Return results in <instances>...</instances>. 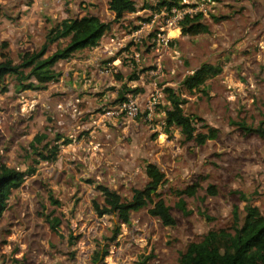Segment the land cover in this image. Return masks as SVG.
Masks as SVG:
<instances>
[{"label": "rangeland", "instance_id": "1", "mask_svg": "<svg viewBox=\"0 0 264 264\" xmlns=\"http://www.w3.org/2000/svg\"><path fill=\"white\" fill-rule=\"evenodd\" d=\"M134 1L137 7L157 3ZM44 3H50L51 15ZM180 3L198 8L209 33H171L175 39L169 49L156 54L150 46L153 29L145 25L162 10L147 9L114 22L108 0H0V53H8L15 64L23 53L39 51L47 32L58 24L53 15L59 12L69 18L85 10L98 15L111 25L107 37L123 45L114 50L108 42L112 54L100 58L81 51L58 62L54 69L61 77L44 90L19 92L14 77H6L8 91L0 93V163L26 175L0 218V264H93L92 256L103 251L107 255L101 264H139L143 257H150L149 264H178L189 244L202 242L212 231H230L234 209L241 220L246 205L264 214V139L238 126L264 129V0ZM58 4L67 5V12ZM141 28L143 33L130 40ZM66 44L55 43L45 57ZM90 57L99 59L80 67L79 61ZM116 57L121 63L114 67ZM202 64L222 71L198 91L185 92L183 80ZM164 88L180 92L184 113L197 118V132L208 126L217 138L197 146L185 142L179 129L167 132L164 93L151 112L146 104ZM129 99L138 109L133 118L118 109ZM37 134H46L52 145L61 137L56 160L34 163L29 143ZM147 164L165 175L158 193L175 225L164 226L149 214V206L132 213L130 224L119 225L114 238L116 218L94 211V202L103 205L97 187L130 201L133 191L147 183ZM30 168L35 172L28 173ZM195 184V197H183L190 212L184 215L176 208L177 193ZM210 186L216 195L208 192ZM45 216L59 219L57 233Z\"/></svg>", "mask_w": 264, "mask_h": 264}, {"label": "trees", "instance_id": "2", "mask_svg": "<svg viewBox=\"0 0 264 264\" xmlns=\"http://www.w3.org/2000/svg\"><path fill=\"white\" fill-rule=\"evenodd\" d=\"M108 10L114 15V22L121 21L126 15L135 14L137 6L134 0H108ZM180 0H157L155 6L147 5L150 11H171L181 8ZM204 15L197 13L187 15L180 23L181 35L187 37L208 34L209 28L202 23ZM147 20L146 22H149ZM144 22V23H146ZM110 23L102 22L94 15H86L82 18H69L51 28L45 38L44 44L37 52H25L20 57V62L15 64L8 53H0V93L8 91L5 85L6 77H14L19 92L27 90H44L50 83L57 82L61 73L55 71L54 66L60 61L71 59L75 53L99 45L101 38L110 30ZM61 40H67V44L57 49L52 55L45 57L49 48ZM6 48L7 44L2 43ZM222 71V67L211 64H202L191 76L182 82L185 92L193 93L204 87L206 82L214 78ZM132 93L135 91H131ZM167 106L164 108L165 130L179 129V133L185 142H194L197 146L204 145L207 141L217 138V131L204 126L206 132H197L194 124L197 118L189 117L184 113L183 106L186 101L181 98L180 92L172 88L163 90ZM120 100H124L121 98ZM124 102V101H123ZM246 133H255L264 139V129L261 127L252 129L244 125H238ZM60 136L52 141L46 134H37L29 143L31 154L37 159L34 163L52 162L56 160ZM66 141L63 145H67ZM30 168L28 173H34ZM24 173L8 168L0 163V218L7 208V203L12 190H16L24 183ZM147 183L142 190H134L130 201H124L118 194L106 187L98 186L103 197V205L93 203L95 213L99 216H115L118 226L113 230V237L119 233V225H129L131 214L149 206V214L158 219L164 226H174L175 220L170 208L158 193L159 188L165 182V175L154 164L145 166ZM199 185H191L177 193L179 197L176 208L184 215L190 212L185 207V197H195ZM208 192L216 195L213 187ZM49 200L57 206L58 201L49 192ZM233 227L230 231L219 230L209 232L200 243H191L184 253L180 255L178 264H264V214L258 208L246 205L244 218L241 220L237 209L233 211ZM51 230L57 233L60 221L57 217L45 216ZM107 255V251L95 253L91 260L93 264H101ZM150 257H143L139 264H149Z\"/></svg>", "mask_w": 264, "mask_h": 264}, {"label": "built area", "instance_id": "3", "mask_svg": "<svg viewBox=\"0 0 264 264\" xmlns=\"http://www.w3.org/2000/svg\"><path fill=\"white\" fill-rule=\"evenodd\" d=\"M197 10V7L192 8L183 5L181 8H174L171 11L162 10L160 14H152L149 23L145 25V27L147 26L146 28L153 29L154 33L153 39L150 43L151 50L155 51L156 54H159L160 51L168 50L170 44L175 39V37H171V33L177 32L178 34H180V23L183 21L185 16H192L200 13L197 12ZM161 16L164 18L163 21L160 20ZM143 29L144 28L135 30V32H133L129 36V39L135 40L136 37L143 33ZM107 40L110 44L113 45L112 49L114 50H116L117 46H123L121 43L122 41H119L113 37H107ZM135 44H137V42H135ZM108 54L111 55L112 51L108 50ZM136 58H138V56H136ZM112 66L115 67V62H112ZM105 71L108 72L109 69H106ZM162 92L163 91L161 90H157L156 95L150 96V98L147 100L146 104L149 112L152 111L157 100L162 98ZM118 109L119 111L125 112L127 116L132 118L137 116L138 114L136 103L131 99L122 102Z\"/></svg>", "mask_w": 264, "mask_h": 264}, {"label": "crops", "instance_id": "4", "mask_svg": "<svg viewBox=\"0 0 264 264\" xmlns=\"http://www.w3.org/2000/svg\"><path fill=\"white\" fill-rule=\"evenodd\" d=\"M105 4H106V2H105ZM146 4V3H145ZM144 3L142 4V5H140L139 7H137V12L135 13V14H137V13H142V12H145L146 10H147V5H145ZM44 5H45V11H47L48 12V14L49 15H51L52 13H51V5H50V3H44ZM43 5V6H44ZM59 5V4H58ZM73 5H75L74 3H73ZM59 6H61V7H63V10H60V11H66L67 12V5H63V4H60ZM137 6V5H136ZM78 11H79V8H78ZM80 12V11H79ZM85 13H87V10H85V12H83V13H78V15L79 16H75L76 18H82V17H84V16H86V14ZM108 13H110L111 14V18L112 19H114V15L110 12V11H108ZM94 16H96V17H98L99 18V16L98 15H96V14H93ZM131 15H134V14H131ZM65 16V14L64 13H62V12H59L58 14H57V16L56 15H53V20H54V22L55 23H60L62 20H65V19H69V17L67 16V17H64ZM135 16H137V15H135ZM100 19V18H99ZM101 20V19H100ZM102 22H104L103 20H101ZM109 32V31H108ZM108 32L101 38V40H100V42H99V46H97V47H95V48H93V49H91V50H88V49H85V50H82L83 52H90V51H92L91 53L92 54H97L98 56H99V58H100V56H105V54H107L108 53V50H111V47L108 45V40H107V34H108ZM79 52H81V51H79ZM79 52H77L76 54H78ZM99 58H92V57H90L87 61L85 60V61H79V62H83V64L80 66V67H82L83 68V66H86V67H90V66H93V64L99 59ZM73 61H75V59H72L71 60V62H73ZM113 62L115 61V63H116V61L118 62V63H121V59H120V57H116V58H114L113 60H112ZM84 72H85V70H84ZM63 77L61 78V80H60V84L63 82Z\"/></svg>", "mask_w": 264, "mask_h": 264}, {"label": "water", "instance_id": "5", "mask_svg": "<svg viewBox=\"0 0 264 264\" xmlns=\"http://www.w3.org/2000/svg\"><path fill=\"white\" fill-rule=\"evenodd\" d=\"M115 217V216H114Z\"/></svg>", "mask_w": 264, "mask_h": 264}]
</instances>
